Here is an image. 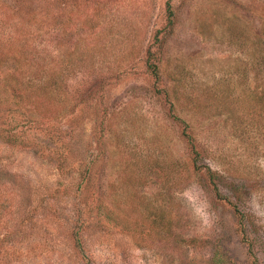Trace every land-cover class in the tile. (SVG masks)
<instances>
[{
    "label": "rangeland",
    "instance_id": "obj_1",
    "mask_svg": "<svg viewBox=\"0 0 264 264\" xmlns=\"http://www.w3.org/2000/svg\"><path fill=\"white\" fill-rule=\"evenodd\" d=\"M0 2V264H264V0Z\"/></svg>",
    "mask_w": 264,
    "mask_h": 264
},
{
    "label": "trees",
    "instance_id": "obj_2",
    "mask_svg": "<svg viewBox=\"0 0 264 264\" xmlns=\"http://www.w3.org/2000/svg\"><path fill=\"white\" fill-rule=\"evenodd\" d=\"M8 12H11V7L0 2V69L7 66L8 63L9 65H14L13 75L7 78L6 86L8 88L10 87L16 94L17 98H19L21 101L31 95L38 94L39 91H42L44 89L45 92H51L50 89L58 86V83L56 81H53L49 77L51 74L47 73L51 71V64L47 67L44 66L45 68L43 67L42 69L47 76L45 84L44 81L39 80V76L36 77L37 79L33 76L34 71L38 69L37 67L39 66V64L41 65V63L36 59L37 52L32 46L30 37L26 34L17 35L16 32H10L6 36L1 35V31L5 29L6 25L8 24L5 23V14ZM33 16L38 18L39 14L35 13L32 15V17ZM35 17L32 19H35ZM12 19L14 20V15L12 16ZM98 24V21H95L93 23H86L88 28L92 30L95 29ZM10 26L12 28V25ZM82 29H84V27H82L80 30ZM258 44L263 47L260 50L259 57L255 58V60L257 59L256 62L259 61V68L261 73L264 71V28L263 39L260 40ZM251 47H254V45L252 44ZM152 69L153 74L157 76L156 67L154 66L152 67ZM258 99L262 103V108L264 110V88L261 90ZM184 124H186V122H184ZM188 125L189 124H187V126ZM192 150L197 156V151L194 149V144H192Z\"/></svg>",
    "mask_w": 264,
    "mask_h": 264
}]
</instances>
